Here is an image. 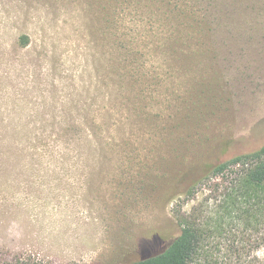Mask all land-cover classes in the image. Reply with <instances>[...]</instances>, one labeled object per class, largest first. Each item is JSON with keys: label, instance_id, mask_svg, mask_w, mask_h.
Returning <instances> with one entry per match:
<instances>
[{"label": "rangeland", "instance_id": "1", "mask_svg": "<svg viewBox=\"0 0 264 264\" xmlns=\"http://www.w3.org/2000/svg\"><path fill=\"white\" fill-rule=\"evenodd\" d=\"M57 1L0 0V122L24 127L0 129V264H132L180 234L176 205L204 229L192 264H264L254 228L216 226L227 183L211 173L264 143V0L226 1L206 34L136 0ZM79 108L82 130L51 134Z\"/></svg>", "mask_w": 264, "mask_h": 264}, {"label": "trees", "instance_id": "2", "mask_svg": "<svg viewBox=\"0 0 264 264\" xmlns=\"http://www.w3.org/2000/svg\"><path fill=\"white\" fill-rule=\"evenodd\" d=\"M60 1L58 0L57 2ZM111 1L113 0H88L87 3L96 11L103 12V7L106 9ZM114 1H118V9H129L127 6H121L126 4L127 0ZM226 1L230 0H136L134 4L139 5L137 7L139 10L140 8L155 6L157 16L160 17V14L163 16L162 21L164 19L175 20L181 17L185 21V27L192 29L196 33L206 34L208 30L209 32L214 31L217 33L225 29V24L230 18L227 12L231 11V9L229 8L226 11L224 8L236 4L238 0L230 1L229 5ZM142 3L145 6L141 5ZM200 3L203 4V8L197 5ZM215 8L218 11H215ZM118 9H116V19H113L117 36L115 41L117 40L119 43L126 42L127 44V33L122 31L123 36L119 35V29H124L126 25L120 21ZM216 12L221 15H215ZM142 13L145 15L144 12ZM141 22L140 20L136 23L140 27L138 28L140 33L138 38L142 36L141 30H146V27ZM155 22L156 25L151 26L150 33L160 36L163 44L168 45L170 43L168 42L169 40L181 39V27L178 29L175 25H172V29L171 27L163 26V23L158 24V20H155ZM195 38L198 37L195 36ZM30 43L31 35L26 32L20 34L15 41V44L20 48H26ZM74 112L81 115L84 110L81 108L64 110L62 116L64 118L65 115L67 118H74ZM67 118L62 122L51 124V134L65 139L70 132L82 130L76 116L71 123L67 121ZM0 119L2 122V117ZM1 122L0 129L2 131L7 132L8 130L16 129L20 132L21 128H24H20L17 125L14 127L8 123L2 125ZM94 122L95 120L93 124H95ZM211 173L214 176L221 177L227 183L226 189L223 191V199L219 204L220 209L216 212L218 216L216 226L219 227L221 225V221L226 215L225 213L230 215L234 213L236 217L238 216V220L245 224L247 229L251 230V228H254V231L258 233L257 238L264 243V143L259 148L220 162L212 169ZM174 216L181 226L180 234L171 240L163 251L144 257L132 264H192L197 259L203 250V226L196 218L187 215L177 205L175 206Z\"/></svg>", "mask_w": 264, "mask_h": 264}]
</instances>
